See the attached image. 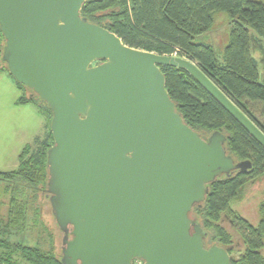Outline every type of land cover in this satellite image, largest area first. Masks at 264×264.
I'll list each match as a JSON object with an SVG mask.
<instances>
[{"label": "water", "instance_id": "water-1", "mask_svg": "<svg viewBox=\"0 0 264 264\" xmlns=\"http://www.w3.org/2000/svg\"><path fill=\"white\" fill-rule=\"evenodd\" d=\"M86 0H0L1 62L47 105L48 198L61 264H231L188 217L235 171L226 137L187 126L160 67L186 71L264 148V133L193 61L130 48Z\"/></svg>", "mask_w": 264, "mask_h": 264}, {"label": "trees", "instance_id": "trees-1", "mask_svg": "<svg viewBox=\"0 0 264 264\" xmlns=\"http://www.w3.org/2000/svg\"><path fill=\"white\" fill-rule=\"evenodd\" d=\"M80 14L90 23L115 34L130 48L193 61L264 133V81H259L258 63L252 57L253 52L262 49L264 39L263 0H86ZM216 18L227 19L229 25L228 39L221 53L210 44L197 41L212 32ZM0 38L3 39L1 34ZM262 66L264 70V60ZM4 70L7 72L6 67ZM160 70L168 96L177 105L183 122L203 139L202 133H222L226 137L227 154L236 163L249 161L251 164L245 172L235 171L228 178L210 183L204 203L194 206L188 217L200 226L203 242L208 237L203 226L213 229L217 246L227 251L231 264H264V201L259 208L257 226L231 210V203L244 185L260 179L264 188V148L186 71L170 67H160ZM15 84L21 92L16 103L34 105L45 118L47 131L42 139L36 138L23 148L16 170L0 173L1 181L14 187L13 191L3 190L6 203L0 194V229L7 230L6 237L24 226L27 192L42 191L46 187L47 151L53 146L49 108L30 91L25 96L26 88ZM33 144L34 149L26 159L27 150ZM4 207L6 210L1 216ZM193 211L199 220L191 218ZM224 220L244 248L238 258L231 257L234 245L222 226ZM0 248H10L17 256L16 260H0V264H61L60 256L53 251L23 246L8 239L0 242Z\"/></svg>", "mask_w": 264, "mask_h": 264}, {"label": "rangeland", "instance_id": "rangeland-1", "mask_svg": "<svg viewBox=\"0 0 264 264\" xmlns=\"http://www.w3.org/2000/svg\"><path fill=\"white\" fill-rule=\"evenodd\" d=\"M264 2V0H263ZM215 23L213 30L210 34L198 38L197 41L204 42L206 44L212 43L217 47H224L228 39L229 25L227 19H214ZM4 46L3 39L0 38V66L5 69V65L1 62L2 48ZM25 96L30 93L24 89ZM26 110H16L14 126L9 124V130L0 127V134L2 143L7 144V149L14 150L15 157L10 158L8 162L0 163L2 171L16 170L17 158L24 143L31 141L33 134L40 133V119L35 114V109L32 106L25 108ZM2 132V133H1ZM204 138L207 139L210 133H202ZM44 137V136H43ZM42 137V138H43ZM41 138V139H42ZM34 149V144L31 149L28 148L26 159L30 155V150ZM6 164V165H5ZM8 188V191H13L14 187L6 182L1 181L0 178V194L4 195L3 190ZM46 187L42 188V191H28L27 192V219L24 222L23 228L15 230L10 237H6L7 230L5 228L0 229V242H6L7 239L13 243H18L23 246L35 247L41 250L53 251L56 255L60 256L61 252V238L62 234L59 231L50 211V206L46 193L44 192ZM7 195L2 197V201L6 203ZM264 201V188L260 179H255L246 185H244L237 198L231 203V210L246 220L250 225L257 226L260 215L259 208ZM44 209V211H42ZM6 207L1 209V216H4ZM43 217L41 219V213ZM44 212V213H43ZM40 213V214H39ZM191 218L199 220L195 211L191 214ZM203 220V219H202ZM204 221V220H203ZM224 229L230 234L234 249L231 253V257L238 258L244 252L241 241L232 230L228 221L222 222ZM203 230L208 233V237L205 239V246L211 247L218 244V240L215 238L213 229L203 226ZM264 255V249H263ZM16 255L10 248H0V260L12 258L16 260ZM133 264H141L140 262H134Z\"/></svg>", "mask_w": 264, "mask_h": 264}, {"label": "crops", "instance_id": "crops-1", "mask_svg": "<svg viewBox=\"0 0 264 264\" xmlns=\"http://www.w3.org/2000/svg\"><path fill=\"white\" fill-rule=\"evenodd\" d=\"M208 35V34H207ZM210 45L219 53L222 52L224 47H217L210 43ZM262 49L259 51H255L252 54V57L257 61L258 63V73H259V81H264V70L262 66V60H264V39L261 41ZM21 96V92L18 90L14 80L10 77L8 72L4 70L3 67L0 66V127L3 129L9 130V124L11 123V126H14L15 122V112L16 110H26L28 106H32L35 109V114L41 118L40 119V133L39 134H33L31 137V141L24 143L21 151L23 148L27 145H31L36 138H42L46 134V120L45 118L39 113L38 109L31 104L27 105H18L17 99ZM1 131V130H0ZM2 133V132H1ZM7 144L2 143L1 140V134H0V163H6L10 160V158H13L16 156L14 153V150L7 149ZM21 153V152H20ZM19 153V155H20ZM18 155V157H19ZM6 165V164H5ZM17 167H18V158H17ZM16 167V169H17ZM5 169V168H4ZM2 169V170H4ZM0 167V173H4L6 171H2ZM14 171V170H12ZM10 172V171H7ZM263 185V184H262ZM44 211V209L42 210ZM41 213V219L43 217L42 212ZM39 213V214H40ZM44 213V212H43Z\"/></svg>", "mask_w": 264, "mask_h": 264}]
</instances>
